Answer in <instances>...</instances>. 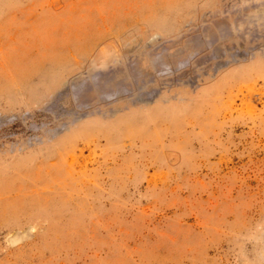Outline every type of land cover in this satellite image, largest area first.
Listing matches in <instances>:
<instances>
[{
    "label": "rangeland",
    "instance_id": "1",
    "mask_svg": "<svg viewBox=\"0 0 264 264\" xmlns=\"http://www.w3.org/2000/svg\"><path fill=\"white\" fill-rule=\"evenodd\" d=\"M0 264H264V0H0Z\"/></svg>",
    "mask_w": 264,
    "mask_h": 264
}]
</instances>
